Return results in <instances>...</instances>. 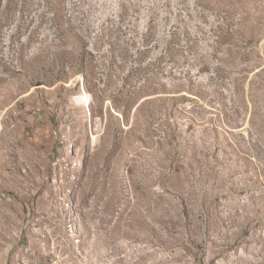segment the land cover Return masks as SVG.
I'll list each match as a JSON object with an SVG mask.
<instances>
[{"label":"rangeland","instance_id":"obj_1","mask_svg":"<svg viewBox=\"0 0 264 264\" xmlns=\"http://www.w3.org/2000/svg\"><path fill=\"white\" fill-rule=\"evenodd\" d=\"M0 264H264V0H0Z\"/></svg>","mask_w":264,"mask_h":264},{"label":"built area","instance_id":"obj_2","mask_svg":"<svg viewBox=\"0 0 264 264\" xmlns=\"http://www.w3.org/2000/svg\"><path fill=\"white\" fill-rule=\"evenodd\" d=\"M83 91V90H82Z\"/></svg>","mask_w":264,"mask_h":264}]
</instances>
